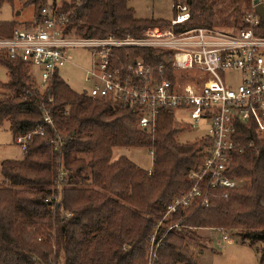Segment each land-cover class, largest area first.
<instances>
[{
  "label": "trees",
  "instance_id": "16d2710c",
  "mask_svg": "<svg viewBox=\"0 0 264 264\" xmlns=\"http://www.w3.org/2000/svg\"><path fill=\"white\" fill-rule=\"evenodd\" d=\"M12 2L0 0V10ZM50 2L55 5V0H24L22 7H34L35 20ZM80 3L60 7L72 11L67 31L75 36L139 38L150 27L168 24L138 18L128 0ZM175 3L188 5L189 27H214L210 0ZM18 25L0 22V34L8 36ZM116 56L123 63L140 58L154 69L164 63L171 77L168 52L127 49ZM0 65L10 76L4 84L9 93L0 97V127L8 124L14 138L33 133L42 124V104L54 120L43 135L33 136L22 159L1 163L0 264H197L186 247L187 238L200 239L196 229H222L261 242L264 264V143L257 140L253 123L237 125L244 149L232 153L229 164L228 176L242 187L227 200L207 191L209 205L179 209L164 221L174 227L167 232L156 222L190 188L188 176L201 167L207 138L180 141L183 130L168 110L161 112L153 131L145 130L130 107L77 93L60 76L41 89L29 66L3 57ZM136 148L154 152L151 172L125 156L113 157L118 149ZM62 172L66 175L60 179ZM152 237L157 249L150 261Z\"/></svg>",
  "mask_w": 264,
  "mask_h": 264
},
{
  "label": "built area",
  "instance_id": "2783aa9c",
  "mask_svg": "<svg viewBox=\"0 0 264 264\" xmlns=\"http://www.w3.org/2000/svg\"><path fill=\"white\" fill-rule=\"evenodd\" d=\"M71 1L55 0V5L50 2L38 19L18 26L8 36L0 35V57L21 62L32 73L36 69L41 78L38 87L47 89L66 66L69 50L83 49L91 54L92 61L85 71L89 85L85 94L134 109L139 114L140 128L153 131L165 110L173 112L175 118L190 119L196 130L199 123L207 121L209 146L202 151V165L190 172V188L168 206L157 229L179 209L194 203L207 207V191L229 199L232 190L242 187L240 180L228 176L232 153L244 149L237 141V125L253 123L257 140L264 142V22L257 12V7L264 8V0H252L243 15V27L233 34L210 27H189L188 5L175 3L171 22L150 27L139 38L70 34L67 27L72 11L63 12L60 7ZM76 1L81 5V0ZM127 49L168 52L171 77L166 76L164 63L154 69L140 58L118 61L116 52ZM229 73L239 74L236 87L226 80ZM42 112V124L36 131L15 138L24 155L33 136L43 135V128L54 123L48 106L42 104ZM150 153L154 156L153 151ZM65 175L62 172L60 179ZM173 228H167V232ZM216 230L225 233V244L233 242L225 230Z\"/></svg>",
  "mask_w": 264,
  "mask_h": 264
},
{
  "label": "rangeland",
  "instance_id": "374dc122",
  "mask_svg": "<svg viewBox=\"0 0 264 264\" xmlns=\"http://www.w3.org/2000/svg\"><path fill=\"white\" fill-rule=\"evenodd\" d=\"M24 0H13L11 4L5 5L0 10V22H17L25 25L34 19V7L23 8ZM214 3L216 16L214 29L228 34L235 33L242 25L240 19L249 10L252 0H210ZM257 3V2H255ZM175 0H128V5L133 8L138 18L157 19L165 22H171L175 16L173 6ZM20 12V15L17 13ZM242 16V17H241ZM239 22V23H238ZM1 35V34H0ZM91 54L83 49H70L68 52V62L64 69L59 73L72 90L77 93H87L89 85L85 82V71L91 67ZM33 78L36 85L41 83L39 72L33 70ZM238 73H229L226 80L236 87L239 81ZM10 79L7 68L0 65V97L9 91L4 87ZM176 125L183 132L179 135L182 142H193L196 139L207 138L208 123L202 121L197 125L199 130L193 128V122L190 119L181 117L176 118ZM264 143V142H261ZM148 149H118L114 153V158L125 156L138 167L149 170L153 167L154 156ZM24 156L23 151L16 145L13 134L8 129V124L0 127V184L4 182L1 173V163L5 160H20ZM158 221L156 225H158ZM162 227L166 228V225ZM169 228V227H167ZM173 230V229H172ZM171 230V231H172ZM196 234L200 239L187 238L186 247L193 255L197 264H260L263 255V244L261 242L252 243L250 239H243L239 235L228 232L227 236L233 241L231 244H225L223 236L225 233L214 229H196ZM157 247L152 240L148 245V259L151 261L155 256Z\"/></svg>",
  "mask_w": 264,
  "mask_h": 264
},
{
  "label": "water",
  "instance_id": "95a60500",
  "mask_svg": "<svg viewBox=\"0 0 264 264\" xmlns=\"http://www.w3.org/2000/svg\"><path fill=\"white\" fill-rule=\"evenodd\" d=\"M257 12L264 22V8L262 6L257 7ZM17 14L20 15V12H18Z\"/></svg>",
  "mask_w": 264,
  "mask_h": 264
}]
</instances>
